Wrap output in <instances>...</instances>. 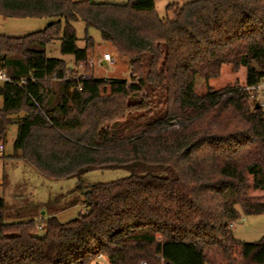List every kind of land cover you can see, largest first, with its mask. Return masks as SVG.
<instances>
[{
  "label": "trees",
  "instance_id": "obj_1",
  "mask_svg": "<svg viewBox=\"0 0 264 264\" xmlns=\"http://www.w3.org/2000/svg\"><path fill=\"white\" fill-rule=\"evenodd\" d=\"M166 9L172 19L155 0H0L3 17L50 23L0 34V68L12 79L0 82V144L17 127L10 159L54 179L127 172L80 184L87 212L41 218L42 235L35 218L14 220L36 206L0 197V264H264V237L233 233L242 215L264 213V105L247 89L264 80V0ZM90 28L128 59L131 80L77 76L47 55L60 41L90 71ZM224 64L245 66V83L197 93V78L219 77Z\"/></svg>",
  "mask_w": 264,
  "mask_h": 264
},
{
  "label": "rangeland",
  "instance_id": "obj_2",
  "mask_svg": "<svg viewBox=\"0 0 264 264\" xmlns=\"http://www.w3.org/2000/svg\"><path fill=\"white\" fill-rule=\"evenodd\" d=\"M114 3H126L127 0H94ZM192 0H155L156 10L161 18L172 19L173 11L166 9L170 3L182 6ZM49 23L47 18H15L3 17L0 14V34L23 36L44 28ZM77 30V45L85 47L86 27L82 21L75 23ZM88 33L95 41L94 51L90 58L92 69L88 71L86 65H75L71 55H63L60 51L59 41L53 42L47 48L49 57L62 58L67 66L73 69L74 75H89L107 79L131 80L132 72L128 59L122 56L113 45L102 39L101 33L90 28ZM110 54L112 61L103 63L105 54ZM247 69L242 66L238 71H233L227 64L222 66L221 75L217 78L205 80L198 77L195 84V91L199 94L206 93L208 88L220 89L225 86L243 85L246 81ZM256 99L264 105V94L255 95ZM3 107V98L0 95V108ZM17 127L12 126L8 132L7 142L4 150L0 152V197H4L10 204H16L21 198L27 199L30 210L38 215L22 214L15 218V221H26L35 218L37 222V234L42 235L43 231L38 229L41 225V218L47 219L54 214L61 222H68L80 213H86L87 209L83 204V188L80 184L87 185L97 182H108L122 178L127 175L123 170H94L87 173L81 180L76 177L54 179L40 174L35 168L25 163L14 162L10 156L14 154L13 142L16 137ZM8 158L4 159L2 157ZM6 172L9 182L3 185V173ZM25 204V203H24ZM27 205V204H26ZM24 212L23 210H21ZM234 235L246 242L259 241L264 237V213L242 215L235 221L233 226ZM96 264H108L107 259L98 257Z\"/></svg>",
  "mask_w": 264,
  "mask_h": 264
},
{
  "label": "built area",
  "instance_id": "obj_3",
  "mask_svg": "<svg viewBox=\"0 0 264 264\" xmlns=\"http://www.w3.org/2000/svg\"><path fill=\"white\" fill-rule=\"evenodd\" d=\"M104 61L106 62H110L112 61L110 54H105ZM86 78H89V75H84ZM6 81H12L11 77L8 76L1 68H0V82H6ZM22 82H24V80H22ZM248 90H250L252 92V96L255 97V95L262 93L264 94V80L262 82H260L257 85L251 86L247 88ZM79 90H82V86H79ZM4 150V145L0 144V152H2ZM38 229L42 230L43 229V225H38ZM142 264H147L146 262H142Z\"/></svg>",
  "mask_w": 264,
  "mask_h": 264
},
{
  "label": "water",
  "instance_id": "obj_4",
  "mask_svg": "<svg viewBox=\"0 0 264 264\" xmlns=\"http://www.w3.org/2000/svg\"><path fill=\"white\" fill-rule=\"evenodd\" d=\"M49 24H50V23H49ZM103 63H104V64H106V61H103ZM257 105H258V106H260V103H259V102H257Z\"/></svg>",
  "mask_w": 264,
  "mask_h": 264
},
{
  "label": "crops",
  "instance_id": "obj_5",
  "mask_svg": "<svg viewBox=\"0 0 264 264\" xmlns=\"http://www.w3.org/2000/svg\"><path fill=\"white\" fill-rule=\"evenodd\" d=\"M59 44H60V41H59ZM102 61H104V60H102ZM2 180L0 179V182H1ZM234 226V225H233Z\"/></svg>",
  "mask_w": 264,
  "mask_h": 264
}]
</instances>
